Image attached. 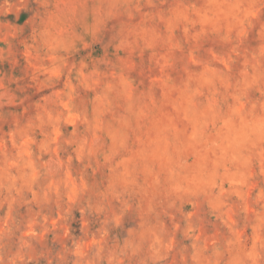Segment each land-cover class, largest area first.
Here are the masks:
<instances>
[{
	"label": "clouds",
	"instance_id": "1",
	"mask_svg": "<svg viewBox=\"0 0 264 264\" xmlns=\"http://www.w3.org/2000/svg\"><path fill=\"white\" fill-rule=\"evenodd\" d=\"M0 264H264V0H0Z\"/></svg>",
	"mask_w": 264,
	"mask_h": 264
}]
</instances>
